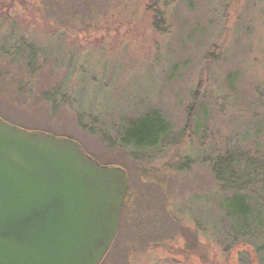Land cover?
Here are the masks:
<instances>
[{"label": "rangeland", "instance_id": "obj_1", "mask_svg": "<svg viewBox=\"0 0 264 264\" xmlns=\"http://www.w3.org/2000/svg\"><path fill=\"white\" fill-rule=\"evenodd\" d=\"M1 2L0 17L52 49L20 92L10 79L35 72L1 68V117L72 137L128 170L119 250L107 263L264 264V0H160L162 33L151 0ZM59 84L56 107L41 97ZM154 110L172 126L165 144L120 145L114 122ZM213 164L230 188L246 187L223 189ZM248 203L245 226L231 214Z\"/></svg>", "mask_w": 264, "mask_h": 264}, {"label": "water", "instance_id": "obj_2", "mask_svg": "<svg viewBox=\"0 0 264 264\" xmlns=\"http://www.w3.org/2000/svg\"><path fill=\"white\" fill-rule=\"evenodd\" d=\"M128 187L76 139L0 116V264H100Z\"/></svg>", "mask_w": 264, "mask_h": 264}, {"label": "trees", "instance_id": "obj_3", "mask_svg": "<svg viewBox=\"0 0 264 264\" xmlns=\"http://www.w3.org/2000/svg\"><path fill=\"white\" fill-rule=\"evenodd\" d=\"M1 1L6 2V0H1ZM19 1L23 3L25 2V0H19ZM159 3H160V0H151V3L147 6L146 11H148L149 13L150 12L152 13V22H153V26L155 30L162 33L164 32V29H161V25L163 24L162 21L164 20V12L159 10L158 8ZM51 8L49 9L48 7L46 9L45 16L48 17L47 20L50 18L49 16L54 17L53 10H52L53 8L52 9ZM18 30L20 29L17 28L14 23L9 24L8 19L6 20L4 17H0V75H2V78L5 75L6 76L9 75L8 72L3 73V71L1 70L2 67L9 70L10 68L14 69V67L19 66V65H24L26 68V71L28 72L30 71L35 72L34 74L33 73L31 74L30 78L26 77V74H23L20 77L14 74V77L10 79L11 83L14 80H16V82L14 83L17 86V91L20 92L22 89H25L27 86L32 85V82L34 81V79L38 77L35 69L42 66V61L44 60L42 59L43 54L46 56L47 54H51L52 49L44 47L43 42L37 41L36 38L32 36V34L28 36L25 33H19ZM38 56H40V58H38ZM3 63H4V66H2ZM44 64H45V60L43 62V66ZM32 78L34 79L32 80ZM11 83L9 82V84ZM64 89L65 88L61 87V84L55 85L53 90L44 91L43 96L41 98L50 100L52 104H56V107H58L59 105L58 100L61 99L60 96L62 95L63 93L62 91ZM195 104L196 105L192 107L193 109L192 117H193L194 111L197 110L196 108L198 104L197 103ZM81 121H82V117H80V120H79L80 124H81ZM114 123H115L113 124L114 132L117 135V141L120 143V145H124L126 147H130L132 149H137L140 151H144L146 148H156L160 146L161 144L164 145L165 140L167 139L168 135L171 133L170 131L172 128L171 123L165 120L164 117L157 110H154L153 112H150L148 114H144V116H138V117H135V116L128 117L127 116V117L122 118V120L118 122H114ZM191 124L192 123L189 124V127L191 126ZM81 125L83 127H86V125H83V124ZM29 130H34V129H29ZM35 130H38V129H35ZM91 131L92 132L94 131L93 128H91ZM112 145L113 143H110V146ZM231 153L232 152H227L226 154H223V156H217L216 159H219V161H223V159H225L224 156H228ZM234 161L235 159L233 160L232 158H229V160L226 161L227 163L226 166L231 167L235 163ZM213 169L215 171V174L217 175V179L221 181L223 189L240 190L246 187L245 185L238 187L236 182L233 181V183L231 184L234 185V188H230V186L225 181V180H228V178L226 177V174L219 173L216 170V167H214V164H213ZM246 174L248 177L247 186H250L251 185L250 183L252 181V178H251L252 174L247 173V172ZM236 178H237V175L235 174L233 180H235ZM129 193H130V189H129ZM235 194L240 195L239 193H236V191H235ZM243 196H244L243 198H245V202H247V198L245 197V195ZM248 206L242 210L236 209V211L231 214L235 218L240 219L244 223L245 226L247 224L248 215L250 214L252 215L254 213L253 207L250 206L249 203H248ZM121 232H122V229L120 231V235H121ZM120 235L118 236L116 243H118ZM118 250H116V252L115 251L113 252V256L116 255ZM109 255H110V251L107 252L101 264L107 263V259ZM118 255L119 254H117V256Z\"/></svg>", "mask_w": 264, "mask_h": 264}, {"label": "flooded vegetation", "instance_id": "obj_4", "mask_svg": "<svg viewBox=\"0 0 264 264\" xmlns=\"http://www.w3.org/2000/svg\"><path fill=\"white\" fill-rule=\"evenodd\" d=\"M1 116V115H0ZM127 198H128V193H127V195H126V197H125V203L127 202ZM125 205V204H124ZM124 208V207H123ZM120 223H121V221H120ZM121 229H122V226L120 225V228H119V230H118V232H117V236H116V238H115V240L113 241V243L111 244L112 246H111V248L108 250V252L110 251V255L112 254L113 255V252L115 251L116 252V250H117V246L118 245H116L117 243V238H118V236L120 235V231H121ZM107 254V253H106ZM114 257V256H113ZM111 262V261H110ZM102 263V262H101ZM100 263V264H101ZM107 264H109V262L107 263Z\"/></svg>", "mask_w": 264, "mask_h": 264}]
</instances>
